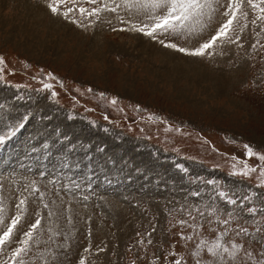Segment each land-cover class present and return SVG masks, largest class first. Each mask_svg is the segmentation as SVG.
Listing matches in <instances>:
<instances>
[{"label":"rangeland","instance_id":"rangeland-1","mask_svg":"<svg viewBox=\"0 0 264 264\" xmlns=\"http://www.w3.org/2000/svg\"><path fill=\"white\" fill-rule=\"evenodd\" d=\"M21 1L0 0L5 22H0V134L29 117L17 137L0 146V156L8 150L11 158L15 151L23 161L5 171L15 178L14 185L0 181V207L4 225L20 214L26 231L41 219L25 264H264V161L259 160L264 155V20L259 10L242 5L248 18L237 13L234 25L246 26L239 33L243 47L217 41L195 61L202 77L190 80L170 70L165 57L186 54L164 47L159 39L191 50L215 34V23L203 32L198 24L191 35L169 33L154 41L119 31L129 27L122 20L141 26L150 22L137 13L135 0H116L117 12L104 11L98 20L81 18L77 10L73 16L81 27L54 17L48 0ZM69 6L104 5L82 0L62 10ZM21 21L29 27L40 24L28 36L15 27ZM44 83L53 88L44 90ZM98 129L100 138L115 140V149L123 150L124 165L111 160L120 158L116 152L101 163L106 145L88 142L95 141ZM131 137L135 145L126 139ZM244 145L258 155L249 158ZM134 149L153 153L146 155L149 165H142L143 172L137 168L134 173L133 163L145 160L132 159ZM62 150L72 156L60 158L53 169ZM29 156L35 161L24 166ZM101 164L110 171L99 181L93 169ZM253 168L248 177L232 175ZM194 191L201 195L192 196ZM221 192L238 203L228 204ZM13 238L22 239L23 232L14 230ZM214 243L234 255L221 248V255L214 256L208 251ZM19 246L6 245L0 262Z\"/></svg>","mask_w":264,"mask_h":264},{"label":"snow or ice","instance_id":"snow-or-ice-1","mask_svg":"<svg viewBox=\"0 0 264 264\" xmlns=\"http://www.w3.org/2000/svg\"><path fill=\"white\" fill-rule=\"evenodd\" d=\"M80 2H82V0H48L46 7L54 17H62L65 21L70 22L77 27L82 26L80 24V20L75 19L73 16V13L77 10L79 11L81 18L94 17L98 20L100 13L104 11L115 13L119 7V5L116 4V0H87V3L90 5H97L102 2L104 6L102 8L92 7L91 9L85 7L75 9L72 6H69L62 10V6L65 4L74 5ZM245 3L253 9H258L260 13L259 19L264 20V0H227L226 3H220V0H135L134 6L136 7L137 13H143L148 17L150 22H145L141 26L130 20H122V22L128 23L129 27L120 28L119 31L138 32L155 41L159 36L169 33H187L191 35L194 32L195 26L198 24L202 26L200 31L203 32L205 29L212 28L213 23H215L217 27L212 28V31H214L215 34L210 33L204 43L191 50L184 47H178L175 43H165L164 39H159V43L166 48L176 49L177 51L189 56L204 57L208 50L212 49L217 44V41L243 47V45L239 43V33L243 32L244 27L246 26L240 24L234 25V21L237 20V13H240L245 19L248 18V12L242 9V5ZM217 15L219 16V19H215ZM252 23H255V21H252ZM112 30L117 31L116 28H113ZM3 59V57H0V62H2ZM52 88L53 85L51 83L43 84L44 90H50ZM88 91L91 92L92 89L89 88ZM51 95L56 96L58 94L52 92ZM100 96L101 98H104L105 94L100 93ZM111 103L116 105L118 103L117 98H112ZM105 119H108V117H105ZM28 120L29 117L24 115L22 120L15 126L9 128L4 134H0V146L5 145L8 141L15 137L19 131L24 129L26 127L25 121ZM244 148L247 150L249 158L258 155V153L254 152L249 145H244ZM259 160L264 161V155H259ZM254 171H256L254 168L251 169V171L240 170L232 173V175L248 177L251 172ZM260 175L264 176V169H261ZM207 183L213 184L214 181L209 180ZM261 187H264V183L261 184ZM34 191L39 190L34 189ZM191 195L198 197L201 193L199 191H194ZM220 196L226 198V202L228 204L235 205L238 203L236 199L229 197L226 192H221ZM245 199H249V197L246 196ZM25 202L26 198L20 199L19 204L16 207L18 209H22ZM45 207H47V205H45ZM182 210L188 211V214L191 215L190 210ZM3 211L4 209L0 207V225H4ZM247 211L252 214H256L257 209L249 207ZM223 222L227 223V220ZM180 223L183 225L186 221L182 220ZM40 224L41 219L38 218L35 220V223L30 225V229L25 231L21 225V215H15L14 218L11 219L10 224L4 225L5 230L2 234H0V254L4 253L6 245L18 242L20 246L13 248L11 251V256L9 258L10 264H25L24 257L30 251V242L33 239V230H36ZM18 225H21L19 229ZM14 230L23 232V238L19 240L14 239ZM241 231L247 233V228H243ZM237 234L239 235V233ZM141 243H143V241H141ZM149 243H151V241H149ZM240 247L241 245L233 244L234 249H238ZM221 248H223V253H228L230 256L234 255V252H230L228 247H223L220 243L212 244L208 248V251L214 256H220ZM9 260H4L0 262V264H9ZM81 264H83V261ZM176 264H180V261H176Z\"/></svg>","mask_w":264,"mask_h":264},{"label":"bare ground","instance_id":"bare-ground-1","mask_svg":"<svg viewBox=\"0 0 264 264\" xmlns=\"http://www.w3.org/2000/svg\"><path fill=\"white\" fill-rule=\"evenodd\" d=\"M21 1V0H20ZM22 2V1H21ZM27 2V1H26ZM28 3V2H27ZM2 6V4H0V7ZM27 5H25L26 7ZM30 7V6H29ZM27 6L28 9H32L29 8ZM4 8V7H3ZM42 7H39L38 9H40ZM36 9V8H34ZM37 9V10H38ZM33 10V9H32ZM14 11V10H13ZM29 11V10H28ZM36 11V10H34ZM46 11V10H45ZM18 12H21L18 10ZM36 13V12H35ZM36 14H41V13H36ZM43 14V13H42ZM23 17V16H22ZM25 17V16H24ZM26 18V17H25ZM11 20H13L12 18H10ZM24 19V18H23ZM3 20L0 19V22H2ZM4 22V21H3ZM2 22V23H3ZM14 22V21H13ZM12 22V24H13ZM28 22V21H27ZM5 23V22H4ZM8 23V22H7ZM34 23L32 26H28V24L26 22H20L19 24H21V26L17 25L15 26L17 30L19 31H23L25 32L26 35L31 34V32H35L37 31V24H40L39 22H32ZM36 23V24H35ZM18 24V23H17ZM4 26V25H3ZM14 35V34H13ZM29 36V35H28ZM28 41V39H27ZM33 41V40H32ZM39 41V40H38ZM28 43V42H27ZM43 43V42H42ZM40 45V44H39ZM166 57V63H168L170 65V70L172 69L175 73L179 74L180 76H184L185 79L188 78L190 80H192L193 78H195L196 76H200L202 77V72L203 70H201L202 68L196 64V62L198 63V58L195 56H188V55H176V53L173 52H169L165 55ZM182 59V60H181ZM186 60V61H185ZM185 61V62H184ZM196 61V62H195ZM200 70V71H199ZM206 72V71H205ZM174 73V74H175ZM220 73V72H219ZM205 74V73H204ZM179 75H177V77H180ZM195 76V77H194ZM175 77V76H174ZM196 79V78H195ZM201 80V79H200ZM215 81V79H214ZM220 82V81H219ZM71 130V129H70ZM135 158H139V157H133ZM142 160V159H141ZM146 162L148 163V158L146 156ZM145 163V162H144ZM145 165V164H144ZM146 167L148 168V165H146ZM159 167V166H158Z\"/></svg>","mask_w":264,"mask_h":264}]
</instances>
